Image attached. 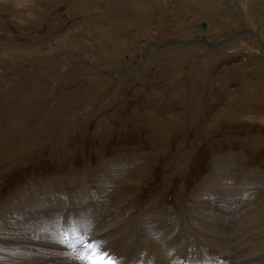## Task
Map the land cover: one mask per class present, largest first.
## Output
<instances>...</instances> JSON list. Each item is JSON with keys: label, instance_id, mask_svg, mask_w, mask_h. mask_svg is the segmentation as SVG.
Wrapping results in <instances>:
<instances>
[{"label": "rangeland", "instance_id": "rangeland-1", "mask_svg": "<svg viewBox=\"0 0 264 264\" xmlns=\"http://www.w3.org/2000/svg\"><path fill=\"white\" fill-rule=\"evenodd\" d=\"M70 228L264 264V0H0V264H80Z\"/></svg>", "mask_w": 264, "mask_h": 264}, {"label": "snow or ice", "instance_id": "snow-or-ice-1", "mask_svg": "<svg viewBox=\"0 0 264 264\" xmlns=\"http://www.w3.org/2000/svg\"><path fill=\"white\" fill-rule=\"evenodd\" d=\"M75 231V228L68 229L60 239L65 247L72 249L74 260L80 261V264H117V260L94 238L87 235L72 237Z\"/></svg>", "mask_w": 264, "mask_h": 264}, {"label": "bare ground", "instance_id": "bare-ground-1", "mask_svg": "<svg viewBox=\"0 0 264 264\" xmlns=\"http://www.w3.org/2000/svg\"><path fill=\"white\" fill-rule=\"evenodd\" d=\"M15 5H17V4H15ZM21 5V4H20ZM19 6V5H18ZM143 62V61H142ZM228 197V196H227ZM226 197V198H227ZM225 198V197H224ZM220 207V206H219ZM207 208V207H206ZM222 208V207H221ZM227 209V208H226ZM225 210V209H224ZM223 210V211H224ZM208 211V210H207ZM202 213V212H201ZM222 214V213H221ZM226 215H228V214H226ZM211 217V216H210ZM213 217V216H212ZM223 217V216H222ZM198 218H199V216H198ZM224 218V217H223ZM217 219H218V217H217ZM141 220V219H140ZM220 220V219H219ZM102 221V220H101ZM203 221V220H202ZM217 221V220H216ZM221 221V220H220ZM215 222V221H214ZM219 222V221H218ZM143 223V222H142ZM225 223V222H224ZM229 224H231V223H229ZM200 227V226H199ZM223 228V227H222ZM17 229V228H16ZM187 230V229H186ZM207 230V229H206ZM221 230V229H220ZM209 231V230H208ZM226 233V232H225ZM4 234V233H3ZM5 235V234H4ZM214 237V236H213ZM34 238V237H33ZM216 238H217V236H216ZM225 238V237H224ZM14 239V238H13ZM154 239V238H153ZM219 240H220V238H218ZM156 240V239H155ZM133 241V240H132ZM183 242V241H182ZM228 242V241H227ZM226 242V243H227ZM210 243H213V241H211ZM220 243V242H219ZM224 243V242H223ZM127 244V243H126ZM215 244H216V242H215ZM167 245V244H166ZM210 245H212V244H210ZM216 246V245H215ZM19 247V246H18ZM170 247V246H169ZM127 248V247H126ZM219 248V247H218ZM8 250V249H7ZM150 250V249H149ZM184 250V249H183ZM210 250V249H209ZM215 250V249H214ZM172 251V250H171ZM243 251V250H242ZM134 252V251H133ZM199 252V251H198ZM240 252V251H239ZM60 253V252H59ZM192 253V252H191ZM226 253V252H225ZM244 253V252H243ZM242 253V254H243ZM179 254V253H178ZM211 254V253H210ZM55 255V254H54ZM61 255V254H60ZM241 255V254H240ZM218 256H220V255H218ZM63 257V256H62ZM70 258V257H69ZM54 259V258H53ZM52 259V260H53ZM63 259V258H62ZM67 259V258H66ZM51 260V259H50ZM55 260V259H54ZM71 260V259H70ZM61 261V260H60ZM157 261V260H156ZM69 262V261H68ZM65 263V262H64ZM71 263V262H70ZM73 263V262H72Z\"/></svg>", "mask_w": 264, "mask_h": 264}, {"label": "water", "instance_id": "water-1", "mask_svg": "<svg viewBox=\"0 0 264 264\" xmlns=\"http://www.w3.org/2000/svg\"><path fill=\"white\" fill-rule=\"evenodd\" d=\"M207 26L206 22L205 21H200L199 23H197V27L199 29H205Z\"/></svg>", "mask_w": 264, "mask_h": 264}]
</instances>
